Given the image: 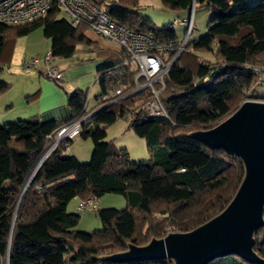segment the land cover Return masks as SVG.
Segmentation results:
<instances>
[{
	"label": "trees",
	"instance_id": "1",
	"mask_svg": "<svg viewBox=\"0 0 264 264\" xmlns=\"http://www.w3.org/2000/svg\"><path fill=\"white\" fill-rule=\"evenodd\" d=\"M193 1L210 6L213 14L206 33L192 41L186 38L164 76L159 97L169 118L142 113L129 118L127 110L150 93L130 95L84 120L79 136L91 138L93 144L88 163L65 154L73 139L61 140L41 160L57 129L98 108L102 93L114 92L118 83L126 84L127 91L132 89L136 70L132 63L124 62L126 53L121 49L115 61L99 68L100 92L90 112L86 111L85 92L75 89L67 97L71 116L66 120L19 119L0 125L2 264L7 253L8 264H173L167 258L112 262L105 256L126 250L129 243L140 246L169 232L190 231L231 200L244 174L242 162L188 134L214 127L247 97L264 100V93L253 92L254 85L264 80V67L258 74L250 68L257 66L255 63L264 66L259 58L264 55V0L253 4L248 0H161L174 11L191 10ZM137 4L138 0H116L113 5L106 4L104 11L131 30L181 44L173 29L155 28L141 17ZM60 15L53 6L32 23L0 24V59L8 42L35 28H41L50 40L54 58L72 56L80 42L92 44L84 35L85 26L74 27ZM188 47L210 51L220 63L197 58L192 68L185 67L182 60L189 54ZM175 54L176 50L167 53L166 62ZM261 84L264 89V82ZM7 87L0 84V93ZM114 106L117 110L111 109ZM125 115L130 119L129 127L145 140L149 160L131 161L126 149L105 140V127ZM106 193L122 195L126 207L117 210L98 205L95 209L101 229L92 233L75 230L79 215L67 211L69 201ZM253 249L264 259V225L254 232ZM207 264L250 263L227 255Z\"/></svg>",
	"mask_w": 264,
	"mask_h": 264
},
{
	"label": "rangeland",
	"instance_id": "2",
	"mask_svg": "<svg viewBox=\"0 0 264 264\" xmlns=\"http://www.w3.org/2000/svg\"><path fill=\"white\" fill-rule=\"evenodd\" d=\"M114 1L116 0H107L106 4L113 5ZM258 1L261 0H248L247 2L253 4ZM136 11L141 17L150 20L155 28L169 27L173 29L177 40L181 43L184 42L185 38L192 41L206 33L208 21L213 14L211 7L208 5L194 4L191 10L174 11L165 6L161 0H138ZM191 12L193 13V16H191L193 19L192 28L190 34L187 35L186 26L181 23H173V20L177 19L181 21L183 18H189ZM84 35L92 44L89 45L81 42L76 44V51L72 56L57 57L55 58L54 64L58 69L60 67V69H63L62 81H67L85 92L87 96L86 111L88 113L97 102L96 93L99 91V83L101 80V76L98 75V68L105 63L115 61V59L120 56L118 54L120 46L116 42L96 34L89 28L84 30ZM49 44L50 41L44 37L41 28H35L27 34L16 36L4 47L3 56L0 59V84H6L8 87L4 92L0 93V125L19 119H27L26 117L28 116L8 118L11 113L20 109V104L22 102L27 105L30 104V106L35 102L37 104L39 103L40 99L33 102L29 101L25 96L27 95V91L31 90L30 93H32L37 89L35 85L38 83V70H44L45 65H47L43 58L49 51ZM188 50L189 54L185 55L182 60V64L187 65L185 67L192 68L194 60L197 61L198 59H200L199 61L203 59L212 61L213 63H220V60L216 58L217 56L210 51L195 50L191 47H188ZM31 58H37L38 62L31 67H24L23 61L31 60ZM259 58L261 61H264V55ZM173 59L171 61H173ZM58 62H60V64ZM254 65L257 66L250 67L253 73H255L254 67L257 68L258 73L260 72L259 69L264 67L259 65V63H255ZM258 66L260 67L258 68ZM41 78L49 80L44 77L43 74H41ZM261 80L257 82L259 85H254L253 92L255 94L264 93L261 84L264 80ZM50 81L57 86L54 81ZM248 99L264 101L263 99L255 97H247L244 100ZM11 102L14 103L13 108L10 107ZM116 107L117 106L111 107V109L117 110ZM129 122L130 119L126 115L118 117L113 123L105 127V140L112 141L118 148L126 149L131 161L149 160L150 154L147 150L145 140L134 133L129 127ZM92 147L91 138L81 135L72 140L65 154L67 156L74 155L71 152L73 150L81 163H88L90 161ZM84 151H86V154H88L89 151V157L86 159L83 158V154H81ZM98 200L100 203L99 208L122 210L126 207V201L120 194L106 193L98 197ZM77 203L78 200H75L74 205H77ZM68 204L70 206L71 201H69ZM67 211L70 212L68 208ZM74 212L79 215V220L74 227L75 230L92 233L95 230L101 229L102 225L97 216L96 209L86 208ZM0 264H2L1 259Z\"/></svg>",
	"mask_w": 264,
	"mask_h": 264
},
{
	"label": "water",
	"instance_id": "3",
	"mask_svg": "<svg viewBox=\"0 0 264 264\" xmlns=\"http://www.w3.org/2000/svg\"><path fill=\"white\" fill-rule=\"evenodd\" d=\"M188 135L240 159L244 174L233 197L218 214L192 230L169 232L145 245L129 243L126 250L105 256L107 260L167 258L173 264H207L218 257L236 255L250 264L264 262L253 249L254 232L264 225V101L243 100L214 127Z\"/></svg>",
	"mask_w": 264,
	"mask_h": 264
},
{
	"label": "built area",
	"instance_id": "4",
	"mask_svg": "<svg viewBox=\"0 0 264 264\" xmlns=\"http://www.w3.org/2000/svg\"><path fill=\"white\" fill-rule=\"evenodd\" d=\"M107 0H0V24L8 26H22L32 23L44 17L48 11L56 6L59 14L66 18L74 27L85 26L96 34L116 42L126 53L125 63H132L136 70L133 76V87L127 91L126 84H119L116 90L102 93L99 97L101 105L81 119L61 125L53 141L48 142L41 160L47 157L61 140L77 138L82 132L83 122L89 115L116 103L124 97L135 95L141 92L150 93L148 98L139 99L127 110L129 118L137 114H144L147 117L169 118L167 110L160 100V92L163 90L164 76L172 62L178 56L184 42L178 45L170 40H164L152 33L134 31L117 23L104 11ZM183 18L181 23L186 26L187 35L192 28L193 19ZM177 20H174L176 23ZM176 50L173 61L166 62V54ZM43 60L46 62L43 76L58 84L61 80V72L55 66V58L48 51ZM38 62L37 58L24 60L23 66L28 68ZM256 74L258 70L253 68ZM48 137V136H47ZM99 205L96 197L80 199L76 206L77 210L95 209Z\"/></svg>",
	"mask_w": 264,
	"mask_h": 264
},
{
	"label": "crops",
	"instance_id": "5",
	"mask_svg": "<svg viewBox=\"0 0 264 264\" xmlns=\"http://www.w3.org/2000/svg\"><path fill=\"white\" fill-rule=\"evenodd\" d=\"M45 38L49 40L47 37ZM49 49H50V44H49ZM58 63L60 64V62ZM99 68H98V72H99L98 75L101 74V71L99 70ZM62 70L63 69L59 70L61 72V80L59 82V85L56 86L50 80H45L44 78H41V74L43 73L44 70L39 69L38 70V83H36L35 85L37 86V89L33 91L32 93H30L31 90L27 91L26 93L27 95L25 96L29 99V101H33V102L37 99H40L39 103L37 104L35 102L32 106H30V104L27 105L22 102L20 104V109L18 111H15L14 113H11V115H9L10 117L8 118H13L16 116H28L26 117L27 119H33V120H37L40 122L51 120V119H54L57 121H63V120L68 119L71 116V111L67 105V97L68 95L72 93V91H74L75 89H80V88L75 87V85H72L67 81H62L63 79ZM99 92H100V88H99V91L96 93V99H97ZM10 107L13 108L14 103L11 102ZM71 152L74 154L75 157H78L76 153H74L75 151L72 150ZM81 154H83L82 156L85 159L89 157V151H88V154H86V151H84ZM75 200L79 201L80 199L73 198L71 200L70 206L69 204L67 205V208L70 212L77 211L76 209L77 205L76 204L74 205Z\"/></svg>",
	"mask_w": 264,
	"mask_h": 264
}]
</instances>
